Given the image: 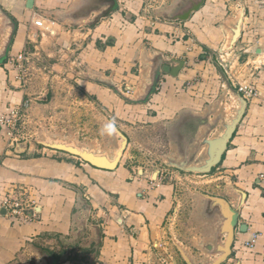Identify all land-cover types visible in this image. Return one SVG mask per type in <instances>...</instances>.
Here are the masks:
<instances>
[{
  "label": "crops",
  "instance_id": "obj_1",
  "mask_svg": "<svg viewBox=\"0 0 264 264\" xmlns=\"http://www.w3.org/2000/svg\"><path fill=\"white\" fill-rule=\"evenodd\" d=\"M184 1L33 0L29 9L28 0H0V119L21 111L23 102L36 101V96L31 98L34 94L42 95L37 81L22 85L11 61L33 43L42 49L49 39L71 64L80 66L73 71L82 76L87 98L95 97L98 122L104 114L128 139L119 165L108 171L27 139L11 138L0 126V198L15 191L24 213L33 218L20 225L0 210V264H171L176 263L175 253L186 264L176 243L195 264L200 262L194 253L204 254V264H211L225 247L224 209L209 204L204 195L224 199L229 207L238 202L234 189L247 195L235 221L229 256L221 264H264V0H199L198 10L181 21L175 18L184 14ZM242 9L241 34L229 54L239 67L234 78L252 84L257 96L248 102L221 164L201 176L206 186L192 191L183 181L185 173L178 170H168L160 180L154 166L148 170L133 166L134 161L124 164L123 159L135 160L129 155L131 141L125 130L130 124L143 123L142 129L165 127L171 132L169 145L179 151L185 120L197 122L195 142L234 115L233 104L223 114L216 104L231 91L217 52L230 38L228 28ZM35 17L44 20L52 34L41 30L42 37L33 39ZM110 17L113 25L108 23ZM54 56L55 51L47 58ZM36 58L32 56L33 67ZM170 59L182 60L183 69L175 77L159 74L156 82L162 81V89L149 95L156 62ZM32 76L38 79L40 69ZM119 94L145 100L127 103ZM46 101L36 103L35 109H50ZM132 113L138 122L126 119L122 125L117 120ZM34 115L35 123L39 116ZM98 122L99 138L71 137L102 151L100 141L108 137L113 142L104 122ZM22 123L26 124L24 117ZM24 143L27 146L20 149ZM183 146L186 155L195 148L194 143ZM243 224L247 230L242 233ZM253 235L259 239L249 251L243 242Z\"/></svg>",
  "mask_w": 264,
  "mask_h": 264
},
{
  "label": "rangeland",
  "instance_id": "obj_2",
  "mask_svg": "<svg viewBox=\"0 0 264 264\" xmlns=\"http://www.w3.org/2000/svg\"><path fill=\"white\" fill-rule=\"evenodd\" d=\"M144 18H145L144 16L139 17L140 20L142 19L144 20ZM35 19H37V17H35ZM35 19H33V21ZM108 23L109 25L110 24L113 25L115 23L114 18L110 17ZM121 23L122 26L125 25V22H121ZM34 26L37 28V31H35L31 37L33 39L36 37L37 39H40L42 37L40 34L44 33L41 31L43 29H39L38 26H36L35 24ZM47 37L52 38L50 35H48ZM242 41L243 42H241V45L247 41V38ZM33 44L34 45H30L29 48L27 49L28 62L26 61L24 63V68H25L24 72L26 76L25 85L27 84L28 86L29 82L37 81L39 83L40 88H42L43 91H42V95L34 94L31 97L34 98L36 96L38 98L36 101L33 100L32 101L33 103L30 101H25L20 105V109H21L20 114L22 117V121H18L17 125L14 127V130L12 131L13 132L12 137L20 141L23 139L24 140L27 139L32 144H35V141L43 139L44 135H50V131L48 130H51L52 135H55L56 133L57 134L60 133L63 135H67V137H69L70 139H73L71 135L75 136V138L78 136L80 137V139L99 138V136H97L96 134H99V132L101 134V129L99 128L100 126L97 125L96 123L98 122V119L95 114V109L97 108L96 105L94 104L96 101L94 99L95 97L91 96L90 99L87 98V96L89 95L85 93L80 83L82 81L81 78L82 76L77 73H74V71L78 72L77 68H79L80 66L71 64L70 60L68 58L67 59L65 58L64 56L65 52H62L61 48L59 49V47L57 45L55 46L53 42L51 43V40L49 39L47 42L43 44L42 49H41L42 45L40 46L38 42ZM34 46H36L37 48H35ZM53 51L56 52V56L52 57L51 59L47 58V55H49ZM75 51L76 53H78L77 50ZM38 52L43 57L41 64L40 62L39 63L37 62V59L39 58V55H37ZM217 55H218L217 57L218 60H220V52H217ZM223 55L224 57L222 58V60L224 61L222 67L220 66V68L222 69L227 81H229V76L233 78V76L236 75V71H237L236 69H239V67L233 64L234 63L233 61L235 60L234 55L232 56L231 54L229 56L225 54ZM32 56L37 57L36 64L34 65V67L32 62L33 61ZM58 58L59 61H57ZM52 62H54L55 65H53ZM57 63L58 66L56 65ZM239 63L240 65H243L242 64L243 61L241 62L240 60ZM54 67L55 68L58 67V69H55ZM35 69L36 70L40 69V76L38 79H35L32 76V73L36 71ZM159 84H157L158 90L155 89L154 91L155 93L157 91H161L162 89L161 87L163 85L162 84L159 85ZM127 94L128 93H126V95ZM233 97L234 96L230 91V94H224L222 98L218 101V103H216L219 105V108L221 109L220 113L223 114V110H225V108L230 109L231 104L234 105V108L238 106L237 101ZM228 98H230L231 101ZM46 100H48V102ZM45 101L47 103H51L50 109L46 107L44 110H42V112L40 111V109L37 110L35 109L36 107L35 105L37 104L43 105ZM34 112L39 116L35 120V123H34V118H35ZM231 113H233V109ZM124 115L126 114H123L125 120L123 118L118 119L116 117L117 120H119L122 123V125H124V123L125 124L128 123L127 121H132L135 123L138 122L136 120L137 119L136 114L132 113V114H127L126 116ZM130 115L132 117H130ZM23 117L25 118L26 124L22 123ZM52 117L53 120L51 121ZM102 123L100 125H103ZM215 123H219V121H215ZM142 124L143 123L130 124L127 126V128L125 127V130L127 131L131 141V148L129 151L130 153L129 155L135 156V160L131 159L130 161V159L127 158V159H123L122 162L124 164L126 162V165H128L130 164L129 162L134 161L133 162L134 164H132L133 166H139L141 168H145L148 170H151L152 166H154V168L157 169L159 168L161 169L163 166H166L168 170L175 171L176 170L175 168L167 166L166 163H168L169 161L178 163L182 160V157L178 151L174 150L175 148H173V145L172 147L169 145V141L172 140L171 132L165 127H160V126L158 127L156 126V128L146 127L142 129L141 127H139ZM220 131H221V127L218 126L211 133L218 134L220 133ZM99 143L100 144L98 145L100 146V148H102V150L103 148H107L108 150H112V151L115 150V147L112 145L113 143H111V140L108 137H106V140L102 144L101 141ZM191 161H192L191 163H201L202 153L199 152L198 154L194 155ZM201 176L202 175L187 173L184 176L187 179H183V181L185 182V185H189L190 189L194 191V187H196V189H199V188H204L206 186L204 183H202L203 180L205 179ZM171 252H173V250ZM175 254L176 255H174L175 256L174 260H176V263L175 261H171L172 262L171 264H182L180 263L182 260L181 256L178 255V253ZM193 256L197 262H200L199 264H204L203 261L206 260L205 258H207L204 254L202 255L200 253L199 255L194 253Z\"/></svg>",
  "mask_w": 264,
  "mask_h": 264
},
{
  "label": "water",
  "instance_id": "obj_3",
  "mask_svg": "<svg viewBox=\"0 0 264 264\" xmlns=\"http://www.w3.org/2000/svg\"><path fill=\"white\" fill-rule=\"evenodd\" d=\"M32 5H33V0H28L27 7L29 9H32ZM198 7L199 5L187 10L183 15H180L175 19L181 21L188 20L191 13L197 11ZM243 16H244V9H242L238 18L228 28L230 31V38L226 40V42H224V44L222 45L220 49L221 53L232 50L233 46L239 39L241 34V25L243 21ZM183 67H184V62L182 60L170 59V60L157 61L151 77L152 84L156 82L159 74L164 73L175 77L183 69ZM231 91L233 96L235 97V100L237 101L238 106L234 109V115L228 121L222 122V124L220 125L221 127L220 133L210 137V133L212 131L208 130V133L205 134L201 140H197L193 142L195 144V148L193 152L189 151L188 155H186V152L184 153L183 151L182 160L178 163L169 161L167 163L169 166L176 168L185 173L208 175L213 171L214 168L218 167L221 164L223 160V156L227 151L228 144L232 140L237 130V127L241 123L248 105V101L232 87H231ZM149 92L150 90H148V94ZM123 97L130 101L138 102V101H134L133 99H130L129 97L126 96ZM101 118L105 126L109 130L113 142V146L115 147V150L112 152H109L107 150L101 151L94 147H87L77 143L74 139H69V138L67 139L64 137L53 136V135H44L43 139L37 140L35 143L51 150L70 154L95 168L108 170V171L115 170L119 165L123 153L127 147L128 139L127 136L121 130H119L117 126L111 120H109L104 114H101ZM26 146H27L26 143L21 144L20 149H23ZM202 149H203V153H202L201 163H191L193 156L201 152ZM234 190L236 191L238 202L235 205L229 207L227 206L226 204L227 202L224 199L214 198L204 195V197L207 199L209 204L213 206H220L223 207L224 209V211L222 210V216L224 222L221 228V234L226 235L224 241L225 247L223 249V253L220 254L219 258L215 260L214 263L211 264L223 263L228 258L231 250L234 231H235V221L236 218H238L239 216V212L245 203L246 195H247L245 192L243 193L239 190L236 189ZM217 209L221 210L220 208ZM1 213L6 214V211L2 210ZM246 230H247L246 225L243 224L239 226L240 232L243 233L246 232ZM176 246L179 252L181 253L182 257L184 258L186 264H195L194 260H192V258L187 254V252L183 249L182 246H180L177 243Z\"/></svg>",
  "mask_w": 264,
  "mask_h": 264
},
{
  "label": "built area",
  "instance_id": "obj_4",
  "mask_svg": "<svg viewBox=\"0 0 264 264\" xmlns=\"http://www.w3.org/2000/svg\"><path fill=\"white\" fill-rule=\"evenodd\" d=\"M33 23L38 26L39 29H43L50 34L52 32L50 31L49 28L46 27V22L42 20L41 18H37L33 21ZM54 33V32H53ZM231 50L221 53L220 52V60H218V65L222 67L223 61L222 58L224 57L223 54L225 55H230L229 52ZM28 62V53L27 52H22L18 54L16 57H14V60L11 61V64L13 65V68L18 71L17 78L18 80L22 83V85H25L26 83V76H25V68H24V63ZM225 69V68H224ZM162 83L161 80L158 81V84ZM159 84V85H160ZM229 84L234 90H236L241 96H243L248 102L252 101L255 99L257 96L256 89L254 86L250 83L242 82L240 83L236 78H231L229 76ZM158 90V87L156 88ZM21 114L20 110L16 109L15 111H12L8 114H5L4 116L1 117L0 119V126L1 127H6L8 131V135L12 138L13 130L14 127L17 125L18 121L20 120ZM11 129V130H10ZM10 130V131H9ZM160 180L167 175V172L163 169H158V172ZM204 176V175H202ZM206 176V175H205ZM159 180V181H160ZM151 183L154 184L155 181L151 180ZM15 191L11 192V194H8L4 197L0 198V210H5L6 215L9 216L11 220H13L14 223L16 224H28L30 223L33 218L30 215H27L24 213L22 203L19 201L18 196L15 195ZM259 236L258 235H253L250 240H247L243 242V247L246 248L249 251H252L257 242H258Z\"/></svg>",
  "mask_w": 264,
  "mask_h": 264
},
{
  "label": "flooded vegetation",
  "instance_id": "obj_5",
  "mask_svg": "<svg viewBox=\"0 0 264 264\" xmlns=\"http://www.w3.org/2000/svg\"><path fill=\"white\" fill-rule=\"evenodd\" d=\"M190 1V0H189ZM189 1H184L185 3L182 5V7H181V10H185V12L187 11V10H189V9H191V8H193V7H195V6H197L198 4H199V0H197V1H195V2H193L192 4H189ZM184 12V13H185ZM181 15H183V14H181ZM158 79V78H157ZM157 81V80H156ZM159 81V80H158ZM157 84H158V82H155L154 84H152V86H151V88L152 87H154L155 89L157 88ZM115 92V91H114ZM116 94H118V92H115ZM120 95V94H119ZM121 96V95H120ZM121 98H123L122 96H121ZM184 123L185 124H183V128H184V130L186 131L185 132V136H183V144H185L186 142H188V144H190V143H193L192 142V139H193V134H194V132H195V129H196V126H197V122L195 121V120H192V119H189V120H185L184 121ZM184 141H186V142H184ZM182 143V142H181ZM183 144H181L180 146H181V148H179V154H181V157L183 158V149H185L186 150V148H187V146H183ZM167 164V163H166ZM167 166H169L168 164H167ZM169 167H171V166H169ZM173 168V167H172ZM160 169V168H159ZM161 169H163V170H165V172H168V168H166V166H163ZM176 169V168H175ZM176 170H178V169H176ZM170 171H173V170H170ZM178 171H180V170H178ZM181 173H185V172H182V171H180ZM187 173H185V175H186ZM189 174H192V173H189Z\"/></svg>",
  "mask_w": 264,
  "mask_h": 264
},
{
  "label": "trees",
  "instance_id": "obj_6",
  "mask_svg": "<svg viewBox=\"0 0 264 264\" xmlns=\"http://www.w3.org/2000/svg\"><path fill=\"white\" fill-rule=\"evenodd\" d=\"M111 89H113V88H111ZM113 90H115V89H113ZM115 91H116V90H115ZM154 91H155V88L152 87V88L150 89L149 95L152 94V93H154ZM122 97H123V96H122ZM123 99H124L127 103H136V102L130 101V100L124 98V97H123ZM144 100H145V99H143L142 101H144ZM142 101H138V102H142ZM214 169H215V168H214ZM214 169H213V170H214Z\"/></svg>",
  "mask_w": 264,
  "mask_h": 264
}]
</instances>
